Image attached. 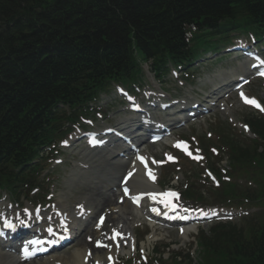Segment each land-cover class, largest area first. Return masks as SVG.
Masks as SVG:
<instances>
[{
  "label": "trees",
  "instance_id": "1",
  "mask_svg": "<svg viewBox=\"0 0 264 264\" xmlns=\"http://www.w3.org/2000/svg\"><path fill=\"white\" fill-rule=\"evenodd\" d=\"M160 1L0 0V187L20 181L14 171L30 167L36 148L73 119L68 112L81 111L111 81H129L128 69L152 59L160 75L178 65L192 22L208 26L222 13L232 20L228 3L259 8L250 17L264 13V0ZM254 127L264 150V122ZM32 176L21 179L32 184ZM200 243V264H264V220L248 232L216 227Z\"/></svg>",
  "mask_w": 264,
  "mask_h": 264
},
{
  "label": "rangeland",
  "instance_id": "2",
  "mask_svg": "<svg viewBox=\"0 0 264 264\" xmlns=\"http://www.w3.org/2000/svg\"><path fill=\"white\" fill-rule=\"evenodd\" d=\"M211 60H214L217 56L215 55H210ZM224 64H227L229 62V60L224 59ZM230 65H232L233 67H235V63H231ZM222 68L220 66L219 63L217 62H212V64H210L209 66H205L202 67V71H204L205 73H211V74H216L218 72V70ZM258 85H252V87L250 88V94L254 97L259 98L260 100L264 101V83L263 82H259L257 83ZM175 82L173 80L172 77H170L167 81L166 84L162 85L161 87L163 89H165L166 91H169V89H175ZM198 87V85L196 86ZM200 89H202L203 91H206L205 87H199ZM208 89H210V86H208ZM195 90V89H194ZM172 92V91H171ZM175 98L177 97H183L185 99H198V96L196 95V93H194L191 90H184L183 93L186 94H182L180 92L178 93H174ZM116 98V92L114 91V88L111 92H109L106 95H103L100 102H99V106L102 108H104V110H106L107 112L110 113V110L108 108H106L108 103H111L112 101H114V99ZM200 100V99H199ZM202 100V99H201ZM192 101V100H191ZM226 106V105H225ZM222 109H226V111H221ZM111 110H113L114 112V116H112V118H114V122L115 124H119L121 123V120L123 118H125V114L126 112H123V108L120 106H116L114 109L111 108ZM157 110H159V108H157ZM252 111L251 109H247L244 108L242 106L239 105L238 100H236L235 98L232 99L228 105L226 107H224L223 105L220 106L215 112H213L209 117L203 118V119H199L195 124L193 125H189L186 128L180 129L176 135V139H187L190 143L189 146H192V143L194 144V149H196L197 146V142L199 139L203 138V139H208V136L210 134H212L213 132H216V127H218L219 124L222 123H226L228 125V129L230 128H234L233 132H231L233 135L238 136L240 138V140H246L248 138V136L246 135V133L244 134V132L241 129V125L244 122L245 116H247L248 114H250ZM118 117H116V115H118ZM109 117V115H106L105 119H107ZM109 119V118H108ZM229 121H233V124H230ZM243 121V122H242ZM110 123L113 122V120L109 121ZM114 124V123H112ZM114 124V125H115ZM239 125V126H238ZM213 131V132H212ZM195 136H197L199 139L196 141ZM250 136V135H249ZM215 135L212 134V140H214ZM247 141V140H246ZM248 142V141H247ZM170 142H167L164 145H157L155 147H147V152H149L150 154H157V159L160 160H166V155L169 153L166 149L170 148ZM79 147H74L71 150H69V154L66 153V155L64 156V164L63 166H59L57 168H55V176L57 174H60V178L59 181H56L55 176L53 177L54 185L51 186V193L55 195V201L57 202L58 199H63L64 200V204L67 206L68 210L74 211V206L78 205V204H85L90 206L92 205H98V200H97V194H98V188H93L91 185L85 187V182L82 179H75L74 182L70 181L71 180V172L73 169H75L76 163L75 162H69L71 159H73L76 155L79 154ZM200 153V152H199ZM162 158V159H161ZM89 160H91V158H88ZM228 157L226 154H224L223 156V162L228 164ZM200 159H198L197 157H187V159L185 158L184 164H182L181 167V171L178 170V167H175L172 163H168V168L170 169L169 172H171L170 174V179H169V185L171 186H177L179 185V188H185L186 184L188 182H192L193 184H196L197 187H194L196 190H198L199 195L202 197H204V202L208 203V204H213L214 203V194H217V191L214 190H210V187L206 186V185H210V183H208V181L206 179H204V176H202L203 173V169H202V163L199 162ZM53 162H46L45 166L42 168L41 173L39 175V178H43L45 175H47L48 169L51 168V164ZM83 163V162H82ZM224 164H222L223 166ZM89 168L93 169V167L95 166L93 163L88 165ZM46 168V169H45ZM78 168V167H77ZM45 169V170H44ZM80 169V168H79ZM155 171H158V167H154ZM161 171V169H160ZM173 173V174H172ZM187 173V174H186ZM162 173L160 174L161 177ZM159 176V173H158ZM242 179L246 180V181H251V178L248 177H242L239 178L238 181L237 179H234V182H238V185L242 184ZM171 180L173 182H171ZM201 190H199V189ZM212 188V187H211ZM3 199V198H1ZM23 200V198L21 199ZM62 203V201H60L58 204ZM22 204H24L25 206L30 207V203H28L27 201H22ZM7 206V203H6ZM248 210L246 212H250V214H254L257 212L256 209H252L253 207H247ZM125 209V208H124ZM130 210H131V206L128 205L127 209L122 211V216L119 215L115 216V219L112 221L116 224H120L121 219H123V222L127 223L126 217H133L130 214ZM126 217H124V215ZM96 217V216H95ZM120 218V219H118ZM142 220V219H141ZM130 224H132V220ZM128 221V222H129ZM239 222V221H237ZM111 223V222H110ZM113 224V223H112ZM129 224V223H128ZM129 224V226H130ZM127 225V224H126ZM125 225V226H126ZM108 226H111V224H109ZM135 226V225H134ZM211 226H205L202 227L203 231H208L210 229ZM132 229H134V227H132ZM159 231H157L156 233H154L153 231L150 232L151 234H156L153 235L156 239L162 240L160 243H158L157 247L160 249L163 243L166 244H171L172 245V251H180L182 253H191V255H195V251H196V241L194 239L195 235L194 233L191 234L190 238L188 240L183 239L182 237H180L178 230H167L165 228L159 227ZM135 231V230H134ZM140 231L138 229H136V233H139ZM128 233V232H126ZM126 235V234H125ZM95 239H93L91 241V247L93 245V241ZM155 245V244H154ZM148 246V242L145 241L144 244L141 245V247L145 248ZM78 247L80 248L81 246L78 245ZM77 247V245H75L73 248V250H68L66 252H62L59 254H56L58 256L61 257H70L71 254L74 253V251L76 249H79ZM90 247V248H91ZM15 246L13 245L11 247V249H14ZM152 248V245L150 246V249ZM119 256L123 257V255L125 254V252L123 250H119ZM91 254V253H90ZM89 255V254H88ZM87 255V256H88ZM92 255V254H91ZM101 255V253H100ZM15 256H17L15 254ZM93 256V255H92ZM97 257V256H96ZM96 257L95 262H96ZM132 257V254H131ZM14 259V257H12ZM15 264H19L16 263ZM85 264V263H84Z\"/></svg>",
  "mask_w": 264,
  "mask_h": 264
},
{
  "label": "bare ground",
  "instance_id": "3",
  "mask_svg": "<svg viewBox=\"0 0 264 264\" xmlns=\"http://www.w3.org/2000/svg\"><path fill=\"white\" fill-rule=\"evenodd\" d=\"M246 72H247V69L242 71V73H246ZM162 109H164V106L159 108V110H162ZM160 127L161 126L158 125V128H160ZM117 141H119V140L115 139V138H112V139H109V141H106L107 144H109V146H111V152H107L106 150H103L102 152H100L98 154H93L94 151L92 153H90L89 155L85 154L84 159H83V163L81 164V168H84V166L86 164L88 165L89 161L95 165L93 167V169L88 168L90 170H95L97 167H100V166L113 167V170L111 172H109V170H108V172H109L108 177L109 178L105 182V186H104L105 188L116 187V181H117V178L119 176L118 174L121 171L120 170L121 168H123V170L130 169L131 171H134L135 173H134L133 179L129 183V185L132 186V188L135 192H146L148 198H147V200H145L141 204V207L138 209L132 207L130 205L129 200H127V199L123 200V204H121V205L115 204V207L110 209V207L112 206L111 205L112 204L111 197L116 196L117 190H114L115 192H113L112 194H109V195H107L106 193H103V198L100 200L101 203L98 204L100 206V208L99 209H97L96 207L92 208V212L93 211L94 212L99 211V210L105 211L106 209L111 210V213L106 214L107 216H106L105 222L103 224V227H105V228H106L108 223H110V222L112 223V221L115 219V214L122 213L123 210L127 209L128 205L131 206V210H130L129 215L136 217V218L142 216V217H146L149 219L150 215H148V213L146 212L147 207L151 206V204H152V200H149V198L151 196H153L157 191V186L155 185L156 177L155 176L153 177V174L151 172L147 173L143 168H141L138 165H136L135 163H133V160L131 158L132 156H131V154H129L130 153V149H128L129 145L125 144V143H120ZM135 143H137V140H134V144ZM116 152H117V157L114 156V154ZM119 153H126L125 158H122V156L120 158ZM91 156H92V158H91ZM118 156H119V158H118ZM88 158H91V160H89ZM95 159H97V160H95ZM100 161H101V165H100ZM111 161H114L113 165H108L107 163L111 162ZM118 168H120V169H118ZM77 171H78V174L85 172L84 169H78ZM100 171H102L105 174V171H103V170H100ZM78 174L77 173H75L74 175L72 174V177L74 179H76L77 177H79ZM85 174H87V173H85ZM145 174H146V177H145ZM147 175H148V177H147ZM96 197H97V199H99L100 196H96ZM60 201H62V203L58 204V207H59L58 209H59L60 215L62 217H66V215H65L66 213L64 212V210H66V207L63 203V200H60ZM60 201H58V203ZM79 212L81 213V215L83 217H86V216L91 214L90 211L87 209L86 210L81 209ZM195 218H199V216H197ZM118 219H120V218H118ZM130 220H133V219H130ZM70 222L73 224L74 219H70ZM99 229H100V227H98V228L96 227V233H92L91 235H97L98 232L100 231ZM86 230H91V223H87ZM192 230H194V228H190V227L183 228V230H182L183 231V235H182L183 238L188 239ZM115 232L122 233L121 230H119V231L116 230ZM36 234H38V231H36ZM88 235L81 236L82 238L78 242V245H80L81 247L80 248L78 247L79 249H76L74 251V253L70 255V257H61V256H54L53 255V256H48V257H45L43 259L37 260V261L33 262L32 264H84L86 257H89L90 253L92 255H94L95 253H97V251L100 250V249H95L93 247L90 248V245L87 242ZM108 244L113 245V243L109 242V241H108ZM13 245L14 244H10V247H7V248H9V250L11 252H14L11 249V247ZM0 246H2V245H0ZM2 247H3V249L0 250V264H15V262L22 264L18 260H16L15 258L14 259L12 258L14 256L13 254L4 253V251L7 248H5L4 246H2ZM102 251H104V250H102ZM108 251H109V253L114 254L116 249H110L109 250V248H108ZM96 259H97V257H96ZM96 262H97V260H96Z\"/></svg>",
  "mask_w": 264,
  "mask_h": 264
},
{
  "label": "snow or ice",
  "instance_id": "4",
  "mask_svg": "<svg viewBox=\"0 0 264 264\" xmlns=\"http://www.w3.org/2000/svg\"><path fill=\"white\" fill-rule=\"evenodd\" d=\"M261 75H264V72L260 73ZM243 96V94H242ZM244 100H245V103H248L250 105H254L256 106L257 108H261V106L257 103V101L255 99H249L248 97H243ZM262 111H264V108H261ZM178 147L180 145H177ZM139 159L143 162L144 161V157H139ZM171 159V157H170ZM165 195H171V196H175L176 194L175 193H167ZM155 199V197H153ZM101 223H103V217H101ZM49 232H51V229H49ZM25 253L27 255V250H25Z\"/></svg>",
  "mask_w": 264,
  "mask_h": 264
}]
</instances>
